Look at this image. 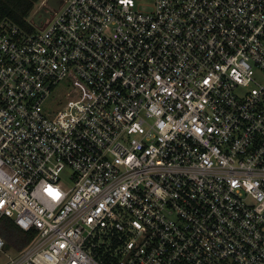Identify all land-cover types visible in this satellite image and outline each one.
Here are the masks:
<instances>
[{
	"label": "built area",
	"instance_id": "built-area-1",
	"mask_svg": "<svg viewBox=\"0 0 264 264\" xmlns=\"http://www.w3.org/2000/svg\"><path fill=\"white\" fill-rule=\"evenodd\" d=\"M28 22L0 21V219L36 234L4 264H264V0Z\"/></svg>",
	"mask_w": 264,
	"mask_h": 264
},
{
	"label": "trees",
	"instance_id": "trees-1",
	"mask_svg": "<svg viewBox=\"0 0 264 264\" xmlns=\"http://www.w3.org/2000/svg\"><path fill=\"white\" fill-rule=\"evenodd\" d=\"M39 2L40 0H0V21L8 18L21 28L32 31L33 27L28 20ZM35 234V231H22L9 218L0 219V237L9 249H22Z\"/></svg>",
	"mask_w": 264,
	"mask_h": 264
},
{
	"label": "water",
	"instance_id": "water-1",
	"mask_svg": "<svg viewBox=\"0 0 264 264\" xmlns=\"http://www.w3.org/2000/svg\"><path fill=\"white\" fill-rule=\"evenodd\" d=\"M65 0H46L45 4L38 8L31 19V23L37 27L42 28L52 17L53 13L57 11Z\"/></svg>",
	"mask_w": 264,
	"mask_h": 264
},
{
	"label": "rangeland",
	"instance_id": "rangeland-1",
	"mask_svg": "<svg viewBox=\"0 0 264 264\" xmlns=\"http://www.w3.org/2000/svg\"><path fill=\"white\" fill-rule=\"evenodd\" d=\"M145 1H146L147 4H150V3H151V0H145ZM35 9H36V8H35ZM35 12H36V10H35ZM35 12H33V13L31 14V16H30V18H29V21H31V19H32L33 15L35 14ZM65 86H69V84L64 85V87H65ZM62 87H63V85H59V86H57V87L54 89V91H53V93H52V98H54V97H62V99H63V98L65 99L66 92H68V91L71 89V87H67L66 89H63ZM51 105H52V104H51ZM67 171H69V169H67ZM69 181H70V180H66L65 183H66L67 185H69ZM7 254H8L9 256H12V255H13V252H12L11 250H9V251H7ZM6 260H7L6 256H4L3 253H0V264H4Z\"/></svg>",
	"mask_w": 264,
	"mask_h": 264
}]
</instances>
